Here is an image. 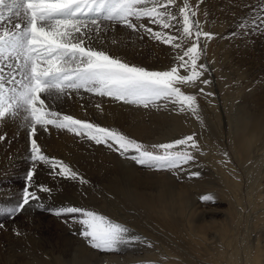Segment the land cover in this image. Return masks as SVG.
Here are the masks:
<instances>
[{
  "label": "bare ground",
  "instance_id": "6f19581e",
  "mask_svg": "<svg viewBox=\"0 0 264 264\" xmlns=\"http://www.w3.org/2000/svg\"><path fill=\"white\" fill-rule=\"evenodd\" d=\"M181 2L177 0L178 4ZM217 3L218 0H202L199 5L206 13V21L219 35L223 74L232 87L223 89V108L219 106L220 98L208 95L212 80H208L210 83L206 87H201L205 89L202 94L204 98L207 96L212 117L199 108L197 119L191 111L180 112L171 103L165 106L161 102L157 107L144 108L83 90L72 92L70 99L65 97L62 101L70 103L68 112L76 119L115 129L124 135L141 137L145 141L169 143L194 134L199 145L196 153L201 155L202 164L196 161L193 171L204 169L210 175L209 180L214 179L209 181L211 184L208 187L219 195L215 202H225L226 210L206 209L201 205L200 198L192 195L190 187L200 186L203 181L189 180L187 168H183V174L181 170H170L161 172V177L151 176L143 180L137 172L136 163H133L135 161L122 156L114 144L112 147L96 144L85 135L77 136L53 126H49L47 131L38 128L34 138L46 149L42 152L63 161L78 176L75 180L65 178L59 174L58 167L53 169L38 162L29 185L36 187L45 182L51 183L58 196L57 206L75 204L89 210L96 208L99 214L126 227L129 222L125 224V213L140 209L143 218L138 220L139 232L136 234L141 239L107 252L92 248L82 238L72 241L71 233L63 228L59 230L55 250L42 251L30 246L23 258L15 255L11 264H264V88L254 78V70L238 65V48L232 44L233 41L226 48L224 40L220 39L227 31L234 32L246 15L264 3L263 0H222L220 5ZM148 26L151 27L150 24ZM107 33L113 37L108 36L109 41L94 42L93 47L125 62L130 58V63L139 65V52L134 58L126 53L123 42L125 30L120 26ZM172 33L175 34V29ZM155 43L157 50L155 48L153 54L155 61H159L157 65L176 63L174 57L180 50H174L160 41ZM139 49L140 46H137L135 50ZM213 66H217L216 62ZM224 131L231 154L224 147ZM0 136L5 137L0 141V169L20 167V178L26 180V165L33 163L28 133L18 126V122L5 119L0 121ZM256 158H259L258 166L255 165L257 168H253L255 170L246 181V205L241 193L243 178L234 160L238 164H248L250 171ZM178 172L181 176L177 175ZM81 178L87 183H81ZM29 205L24 209V220L28 222L34 218L32 221L35 222V218L39 217L36 216L38 210H32ZM244 206L248 210L243 238H240L242 245L238 246L234 245V241ZM130 227L127 228L132 229Z\"/></svg>",
  "mask_w": 264,
  "mask_h": 264
},
{
  "label": "snow or ice",
  "instance_id": "6c2138e0",
  "mask_svg": "<svg viewBox=\"0 0 264 264\" xmlns=\"http://www.w3.org/2000/svg\"><path fill=\"white\" fill-rule=\"evenodd\" d=\"M196 16L189 0H182V4L177 0H0V121L11 119L26 130L33 167L38 162L53 169L58 167L65 178L75 180L78 174L63 161L42 152L34 138L38 128L47 131L53 126L77 136L85 135L96 144L116 145L122 156L135 153L130 158L139 165L179 170L195 159L191 150L199 151L194 134L149 147L118 130L57 112L49 101H59L83 90L144 108L171 103L180 112L191 111L199 119L196 95L185 93L181 87L210 83L206 79L201 81L206 66L198 61L202 54L201 38L211 39L213 34L202 30ZM260 19L264 21V17ZM144 20L160 30L144 24ZM117 25L133 32L143 31L180 50L174 57L176 63L168 70H148L93 47L102 34ZM172 29L175 34L165 31ZM189 42L190 46L185 48ZM182 70L186 74H181ZM203 91L201 88L200 92ZM4 139L0 136V141ZM199 175L192 172L189 178ZM33 176L34 171L29 170L26 180L31 182ZM81 183L87 181L81 178ZM29 187L23 189L14 207L0 211L15 216L38 200ZM201 200L213 202L214 197L206 194ZM54 214H80V235L100 251H116L122 244L141 239L131 236L125 225L93 210L63 207Z\"/></svg>",
  "mask_w": 264,
  "mask_h": 264
},
{
  "label": "rangeland",
  "instance_id": "374dc122",
  "mask_svg": "<svg viewBox=\"0 0 264 264\" xmlns=\"http://www.w3.org/2000/svg\"><path fill=\"white\" fill-rule=\"evenodd\" d=\"M221 1L222 0H218V3L219 2L221 3ZM189 3L192 6V8L197 11L196 19H198L200 24L202 25V30L204 32H209V33L213 34V38H211V39L206 40L204 38H201L200 48L202 49V54L200 56L198 63L206 66V70L204 71V75L201 77V81L204 79H206V80L210 79L213 81V83L211 82V87H210L209 91L212 95H215L218 99L220 98L218 102H219V106L222 107L224 104L223 98H222L223 89L226 87L231 89L232 86L228 85V82L225 79L224 74H223L224 66L222 64L223 63L222 57H221L222 53H221V50L219 47V35L215 34L213 29L211 28L210 22L206 21L205 16H204L205 15L204 10L201 8V6L199 5L197 8V4H198L197 0H189ZM220 3H219V5H220ZM263 3H264V0H263ZM181 4H182V2H181ZM257 7L258 8L252 10L250 14L246 15V18L242 21V23L245 24V27L242 28L240 26L242 24L241 23L240 25H238L239 27H237L234 32H231L229 30V31H227V33L221 35L220 39L224 40L223 46H225L226 48H228L229 45L232 43L231 40L233 41L232 44L236 48H238V49H236V57L238 59L237 63H239L238 65L247 66L252 71L254 70V74H255L254 78H256L257 81L259 82V84L264 88V21H262L260 19V17H264V4L261 3V5L257 6ZM143 23L146 25L150 24V22L148 20H144ZM150 25H151V27H153L154 30H160L159 26L154 25V24H150ZM116 27H120V26L117 25ZM116 27H114V28H116ZM122 28L125 30L123 42L126 46L127 55L134 58V56H137L136 53L139 52L138 53L139 54V65H137V66L144 67L148 70L164 71V70L170 69L175 64V63L174 64L168 63V64H165L162 66L157 65V63H159V61L158 60L155 61V57L153 54V50L156 48L155 41H157V40L152 39L147 33L143 32V31L133 32V31H131L125 27H122ZM172 30H174V29H172ZM172 30H171V32H172ZM108 36L110 38L113 37L112 35H109V33H104V34H102L101 39L99 41H96V42H105L106 40L109 39ZM107 37H108V39H107ZM236 40L238 41V43H236ZM147 41H149V42H147ZM190 43L191 42H189V44H186L185 48L187 46H190ZM137 46H140L139 51H137L138 49L135 50ZM155 50H157V48ZM246 50H248V51H246ZM241 51H242V53H241ZM238 53H241V55L237 56ZM130 60L131 59L129 58V59H127L126 62L133 65V63H130L131 62ZM250 61H251L252 65H251V63H249ZM213 62H216V64H217L216 67L213 66ZM251 67H253V69ZM254 68H257V69H254ZM181 74H186V73L184 71H181ZM201 83L202 82H199L196 87H190V86H186V85L181 86V87L185 93L196 95L197 103L199 104L198 105L199 109L204 110L205 112L207 111L206 113L208 115H211V117H212L211 109H210V107L208 108L209 103L207 102V96H206V98H204L203 94L200 92L201 87L204 88L207 86V84L205 85V84H201ZM70 97H71V95L67 96V99H70ZM62 100L63 99H61V102L50 101L49 103L51 104L53 110L60 112L62 114L70 115L68 112L69 107H70V103H65ZM175 107H178V106H175ZM64 110H65V112H64ZM225 131H224V137H223V143L225 145L224 147L231 154L229 144H227L228 143V137H226L227 131L226 132ZM126 136H128L132 139H135L138 142H141L144 145L149 146V147L151 145H155V144L166 143V142H157V141H153V142L152 141H145V140H143V138H141V137L136 138L131 134H126ZM168 142H172V141H168ZM39 146L42 149V151L46 150L43 147V145H39ZM191 151H192L195 159L192 161H189L185 165H182V167L179 170H177L179 172H180V170H181V172L183 171L182 174L184 173V169H186V168H187L186 171L189 170L190 173L195 172V171H193V166L196 164L195 163L196 161H197V163L202 164L201 155L199 153H196V150H191ZM134 154L135 153L130 152L126 155V158L128 160H132L130 157H131V155H134ZM259 158L254 159L256 162H253L254 164H251L252 169L250 168L251 169L250 171H249V167L247 166L248 164H245V165L241 164V163L238 164L239 162H236L234 160L235 166L239 170V172L241 173L242 178H243L242 185H241V193L243 194V201L246 205H247V202L245 201L246 200V193H245L246 181H247L249 175L252 174L253 170H255L253 168H257L256 166H258L257 162L259 161ZM132 162H133V160H132ZM133 163H136V162H133ZM136 166H137V172L139 173V176L141 178H143V180H148V178H150L151 176L152 177L153 176L161 177V174H162L161 172L165 173L166 171H170V170H164V169L157 170L154 168H149V167L144 166V165H139L137 163H136ZM35 167H37V165ZM35 167H33V163L26 165V168H28V170L26 169V172L29 171V169L34 171ZM243 169H244V171H243ZM19 171H21L20 167H18L17 169H15L13 167L12 168L7 167V168H1L0 169V210L14 207L18 203V201L20 200L23 189L26 186H29V183L27 180H24L25 181L24 182L22 180V178H20L21 176H20V173H18ZM152 171H153V173H152ZM171 171H176V170H171ZM149 172L152 173V175H149L150 174ZM179 172L177 173V175L181 176V173H179ZM197 172H199L200 175L191 177V179L189 178V180L198 181V179H199V182L201 183L203 181V183H201L200 186L190 187V189L192 191V195L193 196L198 195L197 197L200 198L201 205H203V207L206 209H208L210 207H215L218 210H226V204L224 201H221V202H218V201L217 202H215V201L204 202L201 200L202 196L209 194V193L214 197V199H218L219 195L214 191V189H212L214 191V192H212L211 188L208 187L211 184V183H209V181H213L214 179L209 180L210 175H207L208 173L206 174V172H204V169L200 168L199 170H197ZM245 172H247V173H245ZM154 173H155V175H154ZM205 179H207V180H205ZM46 183L47 182L43 183V185L38 184V186H36V187H32L30 185V187H29V191L36 193V195L39 197L38 200L32 201L29 205V207L32 210L33 209L38 210V213L36 214V216L37 217L39 216L38 217L39 220H38V218H35V220H37V221L33 222L32 220L34 218H31L28 220V222H27V220L25 221L24 217H26V216H23V214L26 213L25 210L21 211L20 213L16 214L15 216H12L6 212L0 211V225H2V227H0V264H11L15 255L18 258H23L26 255L27 248L30 246L36 247V248L38 247L42 251L46 250V249H54L55 250L56 249L55 248L56 240L59 237V230L63 229V228H65L67 230L68 234L71 233L70 235L72 236V241L73 240L77 241L79 238H82L81 240L86 241V239L80 235V232L83 229H82V226L77 222L80 219V214H62L59 217L54 214L56 210H59L63 207H69V206L70 207H79V206L75 205V204L66 205V206L65 205L64 206H57L56 200H57L58 196H56V193H55L56 191H55L54 185L51 183H49V184H46ZM214 183H215V181H214ZM198 187H200V188H198ZM242 187H243V189H242ZM42 188H48L49 191L44 192L41 190ZM209 190H210V192H209ZM18 192H20V197H18V194H19ZM202 192H204V193H202ZM39 204H42L44 207H42V208L37 207V205H39ZM27 207H28V205H27ZM243 208H242L243 210H242V215H241L242 218H241L240 224H238V229H237V233L235 235V241H234V245H238V246L242 245L241 240L243 238V232L245 229V214H246V210H248L247 206H244ZM92 210L93 211L96 210L95 212H97L96 208H92ZM134 210L135 209H131V210L126 212L127 214L125 213V217L127 216L125 218L126 219L125 224H127L129 222L127 224V227L131 226L130 228L133 229L132 230V229L128 228L131 236L132 235L133 236H135V235L139 236L136 234V232H139L138 220L140 221L141 218H143V215H142V212L139 211L140 209L138 211L137 210L134 211ZM97 213H100V212L98 211ZM132 214H134V216H132ZM134 219H136V220L134 221ZM240 238H241V240H240ZM135 242H138V241H135Z\"/></svg>",
  "mask_w": 264,
  "mask_h": 264
}]
</instances>
